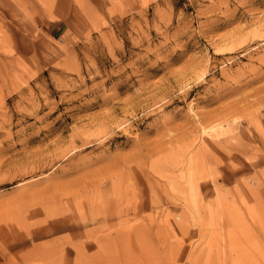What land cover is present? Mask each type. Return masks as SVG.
<instances>
[{"label":"rangeland","instance_id":"374dc122","mask_svg":"<svg viewBox=\"0 0 264 264\" xmlns=\"http://www.w3.org/2000/svg\"><path fill=\"white\" fill-rule=\"evenodd\" d=\"M0 264H264V0H0Z\"/></svg>","mask_w":264,"mask_h":264},{"label":"bare ground","instance_id":"6f19581e","mask_svg":"<svg viewBox=\"0 0 264 264\" xmlns=\"http://www.w3.org/2000/svg\"><path fill=\"white\" fill-rule=\"evenodd\" d=\"M217 128H221V126H218ZM214 129H215V128H212V129L210 128V129H208V128H206V127H203V133H204V134H207V133L213 131ZM203 133H202V134H203ZM100 215H101V214H100ZM103 215H104V214H103ZM101 217H102V216H101ZM94 219H95V218H94ZM94 221H95V220H94ZM99 221H100V220H99ZM83 225H84V224H83ZM83 225H81V226H83ZM83 227H84V226H83ZM77 251H78V250H77ZM81 251H82V250H81ZM81 251H80V252H81Z\"/></svg>","mask_w":264,"mask_h":264}]
</instances>
